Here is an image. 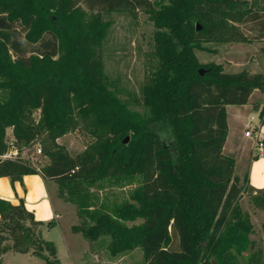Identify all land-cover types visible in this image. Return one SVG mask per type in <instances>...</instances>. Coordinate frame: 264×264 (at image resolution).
<instances>
[{"label": "trees", "instance_id": "trees-1", "mask_svg": "<svg viewBox=\"0 0 264 264\" xmlns=\"http://www.w3.org/2000/svg\"><path fill=\"white\" fill-rule=\"evenodd\" d=\"M115 9H143L155 26L139 92L104 68L111 22L100 13ZM248 22L264 33L263 0H0V177L54 181L59 197L77 205L72 231L92 242L108 236L113 257L140 247V264H264L240 204L246 192L264 209V187L236 175L235 156L223 150L227 105L264 91V73L228 72L197 55L214 51L208 43L249 41L241 28ZM255 108L264 123V104ZM74 131L91 139L75 154L58 141ZM37 145L41 165L21 155ZM13 149L17 156L4 157ZM105 182L138 184L111 206L91 190ZM44 223L23 198L0 196V256L59 264Z\"/></svg>", "mask_w": 264, "mask_h": 264}, {"label": "rangeland", "instance_id": "rangeland-1", "mask_svg": "<svg viewBox=\"0 0 264 264\" xmlns=\"http://www.w3.org/2000/svg\"><path fill=\"white\" fill-rule=\"evenodd\" d=\"M100 15L104 20L111 22L109 37L102 47L106 72L112 79H117L122 86L139 92L148 73L150 61L153 60L154 23L143 9L103 10ZM241 28L249 37V41L208 43L207 46L214 51L198 50L199 59L203 63L212 61L221 63L228 72L248 70L251 73H264V33H261L257 24L253 22L241 24ZM27 46L31 47L29 44ZM256 90L257 92L252 96L254 106L264 104V91ZM234 106L236 105L232 104L230 108ZM244 113L248 119L253 115V124H258L259 111L257 109L246 107ZM7 134L8 138L13 140L12 128L7 129ZM90 140V137L82 131L70 132L58 139L59 143L65 145L73 154L83 151ZM37 147L39 148V145ZM37 153L39 152L26 150L21 155L31 159L37 165L44 164L46 159L42 154ZM49 181L53 197L60 198L67 209L60 223L51 225L49 221H46L42 226L43 236L54 241L57 246L59 264H140L142 262L143 251L140 247L129 253L113 257L104 244L105 240L109 241L108 236L92 242L81 233L73 232L72 225L81 222L77 205L59 197L57 184L54 185L51 180ZM137 184L138 182H135L124 186L119 183L105 182L104 188L92 187L91 190L100 198V201L112 206L126 200ZM240 204L244 211L251 214L255 226L252 238L256 239L264 249V209L254 206L250 195L246 192L242 195ZM141 221L142 219H138L127 223L133 225ZM0 258L2 264H46L43 258L31 253L7 251L1 254Z\"/></svg>", "mask_w": 264, "mask_h": 264}, {"label": "crops", "instance_id": "crops-1", "mask_svg": "<svg viewBox=\"0 0 264 264\" xmlns=\"http://www.w3.org/2000/svg\"><path fill=\"white\" fill-rule=\"evenodd\" d=\"M256 92L257 90L253 94ZM252 96L246 104H235L236 106L232 108H230L232 104L227 105L228 136L223 150L226 154L235 156L236 175L244 178L248 173L249 183L256 188H262L264 187V155H261L260 149L256 147V138L245 134L249 128L257 127L259 136L264 138V123L259 119L258 124H253L254 116L248 119L244 113L246 107L256 109ZM259 106L261 107L262 104ZM49 182L40 174H28L24 176L23 183L17 181L12 185L10 178L3 176L0 177V196L13 203H18L23 198L27 208L35 213L37 219L60 223L67 209L60 198L53 197Z\"/></svg>", "mask_w": 264, "mask_h": 264}, {"label": "built area", "instance_id": "built-area-1", "mask_svg": "<svg viewBox=\"0 0 264 264\" xmlns=\"http://www.w3.org/2000/svg\"><path fill=\"white\" fill-rule=\"evenodd\" d=\"M245 134L247 136H254L256 138V147H258L260 149V153L261 155H264V142H263V138H261L259 136V133H258V128L256 127H253V128H249ZM37 151L39 153H41V148H38ZM18 155V151L17 150H11L9 151L8 153H6L4 155V157H14V156H17ZM58 216V215H57Z\"/></svg>", "mask_w": 264, "mask_h": 264}, {"label": "water", "instance_id": "water-1", "mask_svg": "<svg viewBox=\"0 0 264 264\" xmlns=\"http://www.w3.org/2000/svg\"><path fill=\"white\" fill-rule=\"evenodd\" d=\"M197 28H198V29L200 28V24H197ZM200 72L203 74V73H204V69L201 68V69H200ZM128 140H129V136L126 137L125 142H127Z\"/></svg>", "mask_w": 264, "mask_h": 264}]
</instances>
